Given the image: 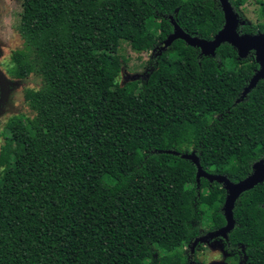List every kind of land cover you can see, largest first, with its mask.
<instances>
[{"label":"trees","instance_id":"obj_1","mask_svg":"<svg viewBox=\"0 0 264 264\" xmlns=\"http://www.w3.org/2000/svg\"><path fill=\"white\" fill-rule=\"evenodd\" d=\"M228 1L244 20L246 0ZM255 1L263 20L238 32L264 30ZM172 21L211 38L223 13L218 0H23L8 73L40 84L23 88L32 114L11 116L0 144V264H198L190 244L225 223V190L180 154L231 181L264 161V78L240 98L252 51L161 48ZM124 45L151 52L120 83ZM232 215L227 259L239 242L245 264H264V180Z\"/></svg>","mask_w":264,"mask_h":264},{"label":"water","instance_id":"obj_2","mask_svg":"<svg viewBox=\"0 0 264 264\" xmlns=\"http://www.w3.org/2000/svg\"><path fill=\"white\" fill-rule=\"evenodd\" d=\"M222 13L223 24L211 38L198 37L184 31L175 21H172V31L160 42V47L165 48L174 39H183L187 44L197 46L201 53L213 55L215 49L221 42L231 44L239 58H244L252 51L254 60L258 63V68L252 73L246 85L243 87L240 98L255 86L257 81L264 78V31L254 33L238 32L237 26L243 24L244 20H240L238 14L233 10L228 0H218ZM177 153L176 151H173ZM182 157L190 159L196 166L195 178L198 180L204 177L209 181H217L222 184L225 190V197L222 204V212L225 223L215 230L208 231L197 236L190 244L191 252L197 243L209 242L217 237H226L227 232L233 226L232 207L236 198L245 190L252 188L255 184L264 180V161L259 159L252 164L251 172L244 178L231 181L223 174L209 173L203 170L199 164L198 157L194 152H183Z\"/></svg>","mask_w":264,"mask_h":264},{"label":"rangeland","instance_id":"obj_3","mask_svg":"<svg viewBox=\"0 0 264 264\" xmlns=\"http://www.w3.org/2000/svg\"><path fill=\"white\" fill-rule=\"evenodd\" d=\"M23 0H0V144L3 141V132L6 123L13 115H31L32 112L24 102L23 88L37 87L40 77L36 73L29 74L25 78H13L8 69L11 66L9 53L12 49L22 46V39L18 33L20 13ZM244 21L254 24L263 20L259 13V4L255 0H246L238 7ZM149 52L137 53L124 45L119 51L122 59L121 70L117 77L118 82L136 76L143 72V61ZM177 133H173L175 136ZM187 248L186 246H183ZM160 249V248H159ZM198 264H225V253L217 239L202 242L196 251Z\"/></svg>","mask_w":264,"mask_h":264},{"label":"flooded vegetation","instance_id":"obj_4","mask_svg":"<svg viewBox=\"0 0 264 264\" xmlns=\"http://www.w3.org/2000/svg\"><path fill=\"white\" fill-rule=\"evenodd\" d=\"M216 239L219 241V243L221 245L222 252L225 253V257H224L223 261L225 262V264H231L230 261L227 259V255L229 254V252L225 248V242L223 240L224 237H222V238L217 237ZM235 247H236V250H235V252H236V261H235L234 264H245L246 255L244 254L243 244H241L239 242H236V246ZM191 255L194 256V254H191Z\"/></svg>","mask_w":264,"mask_h":264}]
</instances>
